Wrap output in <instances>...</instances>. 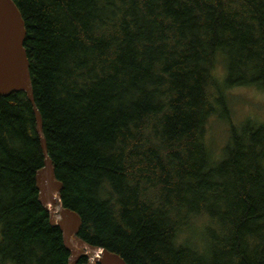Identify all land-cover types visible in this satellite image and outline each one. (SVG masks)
<instances>
[{
	"label": "trees",
	"instance_id": "1",
	"mask_svg": "<svg viewBox=\"0 0 264 264\" xmlns=\"http://www.w3.org/2000/svg\"><path fill=\"white\" fill-rule=\"evenodd\" d=\"M12 1L78 237L127 264H264V121L233 123L229 97L264 90V0ZM42 167L25 92L0 93V264H70Z\"/></svg>",
	"mask_w": 264,
	"mask_h": 264
},
{
	"label": "water",
	"instance_id": "2",
	"mask_svg": "<svg viewBox=\"0 0 264 264\" xmlns=\"http://www.w3.org/2000/svg\"><path fill=\"white\" fill-rule=\"evenodd\" d=\"M24 36L23 20L16 5L12 0H0V93L7 95L13 90H22L32 105L43 154V167L36 173L39 201L49 211L50 224L58 226L62 233L63 244L71 253L70 264H76L83 255L87 257L88 264H127L117 253L78 237L80 217L62 203V184L54 178L42 135V117L34 102L29 62L23 46Z\"/></svg>",
	"mask_w": 264,
	"mask_h": 264
},
{
	"label": "rangeland",
	"instance_id": "3",
	"mask_svg": "<svg viewBox=\"0 0 264 264\" xmlns=\"http://www.w3.org/2000/svg\"><path fill=\"white\" fill-rule=\"evenodd\" d=\"M225 74L224 65L219 62L214 68V75L222 79ZM231 121L238 123L245 118L264 121V90L254 86H239L230 89ZM228 126L225 122L214 121L211 124L208 138L217 154L227 137Z\"/></svg>",
	"mask_w": 264,
	"mask_h": 264
}]
</instances>
